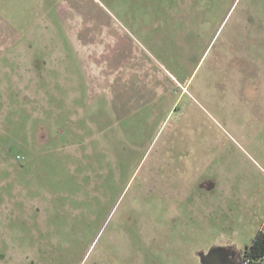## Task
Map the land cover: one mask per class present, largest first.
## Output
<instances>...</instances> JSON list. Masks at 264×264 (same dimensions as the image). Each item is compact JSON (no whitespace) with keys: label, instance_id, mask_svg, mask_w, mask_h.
Masks as SVG:
<instances>
[{"label":"rangeland","instance_id":"374dc122","mask_svg":"<svg viewBox=\"0 0 264 264\" xmlns=\"http://www.w3.org/2000/svg\"><path fill=\"white\" fill-rule=\"evenodd\" d=\"M263 228L264 0H0V264H241Z\"/></svg>","mask_w":264,"mask_h":264},{"label":"trees","instance_id":"16d2710c","mask_svg":"<svg viewBox=\"0 0 264 264\" xmlns=\"http://www.w3.org/2000/svg\"><path fill=\"white\" fill-rule=\"evenodd\" d=\"M241 264H264V228L255 236L251 246L240 254Z\"/></svg>","mask_w":264,"mask_h":264},{"label":"crops","instance_id":"0c3cea01","mask_svg":"<svg viewBox=\"0 0 264 264\" xmlns=\"http://www.w3.org/2000/svg\"><path fill=\"white\" fill-rule=\"evenodd\" d=\"M171 79H174V80H175V78H174L172 75H171ZM175 81H176V80H175ZM176 83L179 84L177 81H176Z\"/></svg>","mask_w":264,"mask_h":264}]
</instances>
